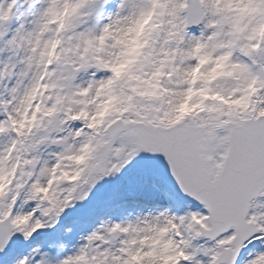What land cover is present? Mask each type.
Returning a JSON list of instances; mask_svg holds the SVG:
<instances>
[{
  "label": "snow or ice",
  "instance_id": "6c2138e0",
  "mask_svg": "<svg viewBox=\"0 0 264 264\" xmlns=\"http://www.w3.org/2000/svg\"><path fill=\"white\" fill-rule=\"evenodd\" d=\"M0 264H264V0H0Z\"/></svg>",
  "mask_w": 264,
  "mask_h": 264
}]
</instances>
